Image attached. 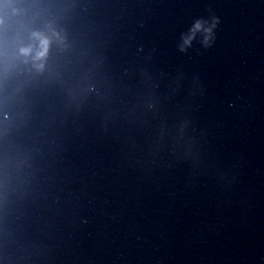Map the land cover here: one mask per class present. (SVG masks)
Instances as JSON below:
<instances>
[{
	"label": "water",
	"instance_id": "1",
	"mask_svg": "<svg viewBox=\"0 0 264 264\" xmlns=\"http://www.w3.org/2000/svg\"><path fill=\"white\" fill-rule=\"evenodd\" d=\"M0 264H264V0H0Z\"/></svg>",
	"mask_w": 264,
	"mask_h": 264
},
{
	"label": "clouds",
	"instance_id": "2",
	"mask_svg": "<svg viewBox=\"0 0 264 264\" xmlns=\"http://www.w3.org/2000/svg\"><path fill=\"white\" fill-rule=\"evenodd\" d=\"M200 27H201L200 22H197L195 25V28L199 29ZM205 32L210 33L211 28H206ZM33 36L35 37L37 43H36V50H35L34 54L32 55V59L34 61H39V60H42V58L46 55L48 45L50 43L51 38L47 35L42 34V33H34ZM52 36L59 38L55 32L52 33ZM185 43H187V40H185ZM21 53L24 54L25 56L31 54L32 53V47L30 46V47L22 48Z\"/></svg>",
	"mask_w": 264,
	"mask_h": 264
}]
</instances>
